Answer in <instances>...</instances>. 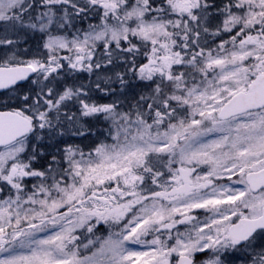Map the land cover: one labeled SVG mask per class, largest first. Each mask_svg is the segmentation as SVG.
I'll list each match as a JSON object with an SVG mask.
<instances>
[{
  "label": "snow or ice",
  "instance_id": "snow-or-ice-1",
  "mask_svg": "<svg viewBox=\"0 0 264 264\" xmlns=\"http://www.w3.org/2000/svg\"><path fill=\"white\" fill-rule=\"evenodd\" d=\"M0 264H264V0H0Z\"/></svg>",
  "mask_w": 264,
  "mask_h": 264
}]
</instances>
